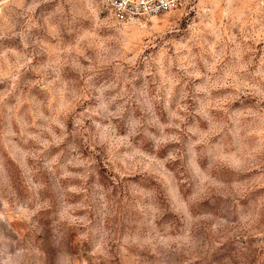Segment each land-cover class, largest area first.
Returning <instances> with one entry per match:
<instances>
[{
  "label": "rangeland",
  "instance_id": "374dc122",
  "mask_svg": "<svg viewBox=\"0 0 264 264\" xmlns=\"http://www.w3.org/2000/svg\"><path fill=\"white\" fill-rule=\"evenodd\" d=\"M0 264H264V0H0Z\"/></svg>",
  "mask_w": 264,
  "mask_h": 264
},
{
  "label": "built area",
  "instance_id": "2783aa9c",
  "mask_svg": "<svg viewBox=\"0 0 264 264\" xmlns=\"http://www.w3.org/2000/svg\"><path fill=\"white\" fill-rule=\"evenodd\" d=\"M197 0H104L120 26L142 25L158 16L190 10Z\"/></svg>",
  "mask_w": 264,
  "mask_h": 264
}]
</instances>
